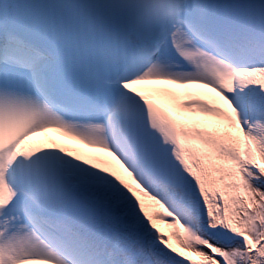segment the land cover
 Wrapping results in <instances>:
<instances>
[{
    "label": "snow or ice",
    "instance_id": "1",
    "mask_svg": "<svg viewBox=\"0 0 264 264\" xmlns=\"http://www.w3.org/2000/svg\"><path fill=\"white\" fill-rule=\"evenodd\" d=\"M0 264H264V0H0Z\"/></svg>",
    "mask_w": 264,
    "mask_h": 264
},
{
    "label": "bare ground",
    "instance_id": "2",
    "mask_svg": "<svg viewBox=\"0 0 264 264\" xmlns=\"http://www.w3.org/2000/svg\"><path fill=\"white\" fill-rule=\"evenodd\" d=\"M159 224V223H158ZM160 225V224H159ZM161 226V225H160ZM161 228L165 231V232H168V231H170V229H169V226H161ZM174 243H175V241H174Z\"/></svg>",
    "mask_w": 264,
    "mask_h": 264
},
{
    "label": "rangeland",
    "instance_id": "3",
    "mask_svg": "<svg viewBox=\"0 0 264 264\" xmlns=\"http://www.w3.org/2000/svg\"><path fill=\"white\" fill-rule=\"evenodd\" d=\"M157 223H159L161 226H168L167 224H165V223L162 222V221H157Z\"/></svg>",
    "mask_w": 264,
    "mask_h": 264
}]
</instances>
